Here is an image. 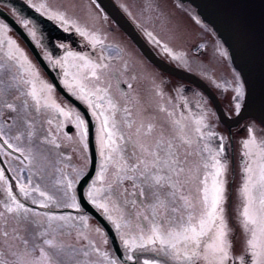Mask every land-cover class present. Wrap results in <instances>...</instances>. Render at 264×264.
<instances>
[{"label":"rangeland","instance_id":"obj_1","mask_svg":"<svg viewBox=\"0 0 264 264\" xmlns=\"http://www.w3.org/2000/svg\"><path fill=\"white\" fill-rule=\"evenodd\" d=\"M30 1L49 16L57 18L65 27L74 30L81 39V48L69 42L62 43L60 56L55 60V63L59 67L62 81L87 104L94 118L99 163L96 175L86 190L89 198L97 206L107 205V211L98 207L112 221L117 232L122 234L126 228H129L140 210L133 195L132 181L127 179V176L133 175V173H125L120 169L125 164L131 165L135 162L133 152L137 156H142L139 143L149 144L162 140L171 142L179 150L181 158H186L188 175L192 180L198 178L197 165L206 162L211 165L212 157L218 159L225 166L222 176L225 187L224 219L230 229V216L233 214V227L237 228V237L243 239L240 241L236 238L238 244L243 243L246 239L251 240L253 226L246 227L241 214L246 203L242 188L247 178L252 175V173H246L245 169L256 159L257 149L264 148V132L251 121L236 131L231 158L245 156L246 164H244L242 176L235 179L228 178L230 155L225 157L223 146L217 143L216 133L210 129L212 123L203 122L209 116L208 111L213 113V110L208 107L209 104L207 106V103H202L204 98L199 96L200 105L194 102L193 96L192 98L189 96L188 99H185L187 102H183L178 95L179 92L174 89L171 98L163 97L162 93L164 92L160 87L167 89L168 86L164 79L160 81L159 78L162 76H159L153 68L150 70L152 74L140 67L137 54L129 51L125 37L112 26V23L100 12L93 0ZM132 1L142 11L147 2V0ZM151 1L156 3H153L155 13H151L150 19V21L154 19L156 25L151 27L163 28L161 24L164 21L161 18L165 17L166 19L167 14L172 17L176 26L175 32H180L179 39L177 38L179 43L175 42L174 45L177 46L172 52L185 53L191 42L197 40L185 36L188 35L189 29H193L189 19L186 15L173 14L167 3L164 6L159 5L162 0ZM163 2L165 1L163 0ZM6 27L5 25L3 28L6 29ZM8 39L3 37L0 39V137L7 142L3 144L0 142V151L3 157L8 158V163L15 164L17 162L19 166L14 165L15 167H22V165L28 167L31 177L29 174L20 176V179L18 178L19 188L26 190L25 192L29 190L32 192L31 185L33 183L40 192L45 193L43 205L49 211L46 207L47 200L52 202L50 205L55 206L62 197H69L70 178L78 179L88 167L89 150L86 123L80 111L58 94L25 44L15 36ZM196 66L201 68L199 62L196 63ZM93 68L95 76L92 75ZM113 70L124 75V80L128 84L129 92L127 94L130 93L131 96L121 95L122 93L117 88L116 81L111 74ZM199 70L201 71V69ZM201 73H204V70ZM234 76V90L235 93L237 91L236 96L240 100L244 88L239 76L237 74ZM152 77L156 80H152ZM209 77L212 79L211 76ZM33 84H35L38 93L36 98L30 94ZM81 85L84 86L83 91H81ZM156 98L159 103L152 102ZM162 99L164 101L167 99L168 102H160ZM123 100L127 102H123ZM109 102H111V107ZM7 104H12L14 110L8 108ZM96 105H100V107L97 108ZM60 109L68 115L63 114ZM188 113L192 116L191 119L188 117ZM105 118L108 119V131L114 133L115 143L112 145L114 151L105 147L108 140L104 129ZM210 119L213 120L212 116ZM79 121H83V124H80ZM69 123L74 126L71 131L66 130ZM148 125L152 126V131L146 135ZM200 129L203 131L205 129V133H202ZM208 131L211 132L212 137L206 136ZM29 133H32L31 137ZM200 135H203L202 139ZM204 136H206L205 140ZM250 138L255 140V144L251 146L252 156L246 154L249 152V148L245 147L244 143ZM5 144H11L12 150H4ZM226 146H230L229 141ZM210 147L211 149L207 150ZM2 149L4 153H2ZM109 156L112 157L111 160L108 159ZM231 167L233 170V163H231ZM212 171L214 170L210 166L206 167L204 169L205 177ZM38 173L40 175L37 176ZM17 174L18 172L15 171L16 176ZM209 181L211 183L210 177ZM3 190L4 195L0 197V210L6 211L7 215L11 217V212L7 211V207L14 208L17 207V204L13 201L14 196L6 198L7 189ZM38 193L33 194L39 195ZM256 195L259 197L260 192L257 191ZM188 196L195 205L193 213L198 216L201 206L197 200H192L194 197ZM14 198L18 202V199ZM34 200L32 199V202L36 203ZM133 200L136 202L135 205L132 203ZM145 204L144 215H148L151 220V215L148 212L150 209L147 207L146 201ZM71 206L77 211L81 209L78 202ZM55 214L46 211L44 219L29 218L28 220L33 225L40 226V232L44 233L45 240L52 236V240L59 245L58 249H51L53 264H119L106 233L93 218L85 212H76L77 224L72 230V227L64 225L62 219H59ZM183 215L187 219V212H184ZM49 217L53 219H49ZM12 219L14 222L20 220L15 216ZM173 223H175V218H173ZM14 225H8L13 230L11 232H14ZM117 225L120 227L117 228ZM15 227L17 233L12 236L13 242L15 245H19L27 237L31 228L25 223L20 226L15 225ZM4 230H6V225L1 222L0 231ZM70 232L73 236L67 241V247H63L60 235ZM53 233L56 234L53 235ZM42 237L40 240L43 243ZM27 247L30 248V246ZM43 247H45L44 243L43 246H36L35 249L28 252L34 264H52L48 259L45 261V258L38 255ZM28 248L25 247L26 250ZM106 253L108 254L107 259L104 257Z\"/></svg>","mask_w":264,"mask_h":264},{"label":"flooded vegetation","instance_id":"obj_2","mask_svg":"<svg viewBox=\"0 0 264 264\" xmlns=\"http://www.w3.org/2000/svg\"><path fill=\"white\" fill-rule=\"evenodd\" d=\"M131 1L132 0H116V2L120 5V7L127 13V15L136 24V26L141 31V33L144 35V37H146V39L150 43H152V45L159 51V53L163 57H165L166 59L178 65L186 67L200 75H203V74L207 75L208 77H205L203 75L204 79L210 84V86L217 93L224 107L226 108V111L229 114L234 113L238 109L237 105H240V102L238 100L239 97L236 96L237 91L235 93V90H234V87H235V76L234 75L236 73L229 61L228 53L225 47L223 46L221 41L216 37L215 33L209 27V25H207L206 23L202 22L199 19V17L196 15L193 8L189 4L184 3V2H179L177 0H169L167 4L171 8V11L173 12V14L186 15L190 21V24L193 29H189V35H185V36L187 38L197 39V40H194V42L193 41L191 42L189 49L185 53H179V52L173 53L170 50V48H168L164 44H160L155 39L157 37L152 31H150V27L147 28L146 26L140 23L136 14L133 13L132 5H134V3L133 1L132 2ZM33 6L39 11H42L37 6L35 5ZM4 8L12 15L16 17L18 16L17 13L12 8H9L6 6H4ZM43 13L49 17L48 14H46L45 12ZM51 18L56 23L61 25V22L58 21L57 18L55 17H51ZM0 21H1L0 25H4V28H5V25L7 26L6 29H4L3 27H0V33H1L0 39L1 37L5 39L12 38L13 36L19 37L16 34V32L5 22V20L1 16H0ZM22 23L24 25V28L31 35L32 39L37 44V46L42 51V53L47 58V60L49 62H53L51 52L44 46L40 34L36 31L32 23L27 19L22 20ZM154 24H155V21L154 19H152L150 25H154ZM56 43L60 46L61 43H67V42L58 40L56 41ZM76 44L78 45V43ZM60 48L62 49L61 46ZM134 52L136 54L139 53V51L131 48V53L134 54ZM197 61L200 63L201 68H198L196 66V63H198ZM199 69H201V71L204 70V73H201ZM120 76L124 80V75L121 74V72H120ZM209 76H211L212 79H210ZM124 82L126 83V85H124L123 87L124 88L123 95L131 96L130 93L127 94V92H129L128 84L125 80ZM201 93H202V96L206 98L205 94L202 91ZM248 120L252 121L253 124L255 123L260 128V126L256 123L255 120H252L251 118ZM242 128L243 126H240L238 129H242ZM261 130L264 132L263 129ZM215 133H216L217 143L223 144L225 157H228L230 155L231 162H230V173H229L228 178L235 179L236 177L242 176V172L244 171L243 169L244 164H246L245 156L241 155L238 158H235V157L231 158L232 148L230 146H226L228 139L221 134L220 130H218ZM6 149L12 150V148H9L8 146L4 147V150ZM210 149L211 147L208 148L207 150H210ZM2 153H4L3 149H2ZM242 158H243V163H242ZM231 163H233V170L231 167ZM208 164L209 162L199 163L197 165L196 173L198 175V178L196 180H192V178H190V183L188 184L184 192L185 195H191V198L194 197L192 200H197L199 204L203 196V192H202L203 185L201 182L205 178V173H204V169L206 168L205 165H208ZM14 165L19 166L17 162L15 164L8 163V158L3 157L0 151V172H2V176H0V197H3L4 195L3 189L6 188L7 189L6 198H10L14 196L18 199V202L23 205V208H20L18 211H14L10 213L12 218L13 216H15L16 218L20 219L19 221H16V222H14L13 219L7 215L6 211L0 210V223L3 222V224L6 225V230L0 231V264H7V263L9 264H34L28 252L30 250L32 251L33 249H35L36 246H43L45 238H44V233L40 232V229H41L39 228L40 226L33 225L31 222L28 221L29 218L44 219V215L46 211L49 213L50 212L56 213L55 215L57 217L59 218L63 217L62 223L64 225L67 224L70 226V228L72 227L71 228L72 230H74L75 228L74 226L77 224L76 212L82 213L85 211L82 209L77 211L74 207L71 206V204H75L76 201L78 202L77 195L75 194V184H76L75 178H70L72 179L71 182L73 184V189H72L73 194L69 195L68 200L58 202L57 205L55 206L50 205L52 202L51 203L47 202L46 207L49 209L48 211L43 205L44 203L43 198H45V195L44 196L40 195V193H44V192H40L37 187H34L33 183L31 185L32 192H30L29 190L27 192L28 193L27 196L24 193H21V192H25L26 190L22 191V189L19 188V184H18L19 183L18 180L20 179L19 177L23 176L24 174H26L27 176L28 174L30 175V173H28L30 170L28 169L27 166L24 167L22 165V167H15ZM15 171L18 172L17 176L15 175ZM244 173H243V177L245 176ZM192 176L194 175L192 174ZM246 177H247V174H246ZM7 181H8V184L6 185ZM2 184L4 185L2 186ZM135 191L136 190L133 188V192ZM35 192L36 193L39 192L38 193L39 195H34L33 193ZM194 192L196 194H192ZM134 196L140 208V210L137 212V215L135 213L136 219L132 221L131 226L129 228H126L122 234H119L116 231L124 256L126 258L131 256L132 259H129V260L134 261L138 264H145V261H148L149 264H152L153 261L167 259L158 251L153 250L154 248L159 247L158 244L157 245H147L146 244L144 247H139V245L142 243L140 239L141 233L142 232L145 234L148 233L149 228L151 227L152 220L149 219L145 221L142 219V216L145 214V212L143 211V209L146 208L145 201H143L142 198H140L138 195H134ZM34 198H36V200H34ZM32 199L36 201V203L32 202ZM79 206L80 208H82L80 204ZM148 212L150 215V211ZM232 219H234L233 214H231L230 216L231 228L229 229L227 227L226 244H227V251L229 254V259L226 262V264H252V252L247 243L249 239L248 240L246 239L243 243H239V244L237 243V239L240 241H242L243 239H239L237 237V233H236L237 228L233 227ZM23 223H25L29 228H31V230L28 232L27 237L24 239V241L21 244L15 245L13 242V237H12L13 235H15V233H17L15 225L20 226V225H23ZM10 224L12 225L15 224L13 227L14 232H11L13 230L11 227L9 228L8 225ZM164 227L166 226L164 225ZM4 233H7V235H4ZM57 233L60 234V232H57ZM54 234L56 233H53V235ZM60 236L62 239L61 242H63L62 244L63 247H67L68 245L67 241L70 240L73 234L72 232H70L69 234H62ZM40 237H42L43 243L41 242ZM51 237L52 236H50L48 239L52 240ZM125 240L129 241L128 245L125 244ZM133 243L136 245L135 247L133 246ZM27 246H30V248H28ZM44 246L45 247H43L42 250L49 254L47 259L48 261L52 263L51 249L46 244H44ZM25 247L28 249L26 250ZM112 251L114 253L113 249ZM38 255L40 257L42 256V258H45L42 255V251ZM104 257L105 259H107L108 254L107 253L104 254ZM116 258L119 261L118 262L119 264H125L117 256ZM240 258H243V259H240ZM167 264H189V262L167 260ZM194 264H209V261L204 258V254L201 252L199 258L195 260Z\"/></svg>","mask_w":264,"mask_h":264},{"label":"snow or ice","instance_id":"obj_3","mask_svg":"<svg viewBox=\"0 0 264 264\" xmlns=\"http://www.w3.org/2000/svg\"><path fill=\"white\" fill-rule=\"evenodd\" d=\"M0 27H4V25H0ZM92 75H96L94 68ZM80 87L83 91L84 86ZM30 94L36 98L38 93L35 84H33ZM109 104L111 107V102ZM7 107L14 110L12 104H7ZM96 107L99 108L100 105H96ZM60 111L63 113L62 109ZM63 114L68 115V113ZM79 123L83 124V121H79ZM104 129L108 137L105 147L114 151L115 149L112 148L115 143L114 133L108 131L107 118L104 120ZM151 131L152 126L148 125L145 134L147 135ZM31 135L32 133H29L30 137ZM244 143L245 147L249 148V152L246 154L252 156L251 146L255 144L254 138H250ZM7 146L12 147L11 144ZM139 150L142 156H137L133 152L135 162L131 165L125 164L120 169L125 173H133V175L127 176L136 190L133 195H138L143 201H146L147 207L150 209L151 227L147 234L141 233L142 243L139 247H144L146 244L159 245L153 250L158 251L167 259L156 260L152 264H167V260L194 264L201 252L209 264H226L229 254L226 244L227 224L223 215L225 187L222 179L225 166L215 157H212L211 165H205V167L210 166L214 171L210 172L201 182L203 196L197 216L193 213L195 205L189 196L184 194L190 183V177L186 158H181L179 150L171 142L162 140L149 144L139 143ZM108 159L111 160L112 157L109 156ZM245 172L252 173V175L247 178L242 188L246 203L241 214L244 217L245 226H253L252 239L247 242L252 252V264H264V148L257 149L256 159L245 169ZM0 176H2V172H0ZM209 177L211 183H209ZM69 187H71L70 183ZM257 191L260 192L259 197L256 195ZM24 194L27 196L28 193ZM40 195L44 196L45 193H40ZM13 201L17 207L8 206V212L23 208V205L16 202L14 197ZM132 203L135 205L136 202L133 200ZM98 206L107 211V205ZM184 212H187V219L183 215ZM173 218H175V223H173ZM49 219L53 218L49 217ZM59 219H63V217ZM142 219L147 221L149 216L143 215ZM164 225L169 226L164 227ZM119 227L120 225H117V228ZM44 244L48 245L50 249L59 248L54 240H44ZM125 244L128 245L129 241L125 240ZM133 246L136 245L133 243ZM41 251L47 261L49 254ZM128 259H132V257L130 256ZM145 264H149V262L145 261Z\"/></svg>","mask_w":264,"mask_h":264},{"label":"water","instance_id":"obj_4","mask_svg":"<svg viewBox=\"0 0 264 264\" xmlns=\"http://www.w3.org/2000/svg\"><path fill=\"white\" fill-rule=\"evenodd\" d=\"M93 1L133 42L150 63L165 73L195 85L206 94L212 102L219 121L228 128L232 148V134L244 119L254 118L264 127V0H179L192 6L200 19L213 29L216 36L226 47L232 65L240 74L245 92L241 106L233 115L226 112L218 95L204 78L191 70L171 63L157 53L115 0ZM0 3L14 8L21 18L29 19L41 35L43 44L54 57H58L60 52V48L56 44L57 39L76 41L74 32L64 30L25 0H0ZM0 16L26 42L40 66L50 77L55 88L84 115L87 122L89 166L76 185L79 202L103 226L116 255L126 264H138L124 256L112 224L85 195V187L94 176L98 164L94 122L89 109L64 87L60 81L58 67L47 62L20 22L1 4ZM114 75L117 77L115 72ZM117 82L119 87L123 89L124 83L118 77ZM72 128L71 124L67 125L68 131Z\"/></svg>","mask_w":264,"mask_h":264},{"label":"bare ground","instance_id":"obj_5","mask_svg":"<svg viewBox=\"0 0 264 264\" xmlns=\"http://www.w3.org/2000/svg\"><path fill=\"white\" fill-rule=\"evenodd\" d=\"M164 1L165 2H163V0L160 1L161 3L159 1H157V2L160 3L159 5H161V6H164V4L169 2V0H164ZM153 3L156 4L155 2H153L151 0H147V2L145 3V7L143 9L144 12L142 10L138 9L137 6L135 7V5H132L133 6V8H132L133 13L136 14V16L138 17V19L142 25L146 26L147 28H149V27L151 28V31L154 34H156L158 39L164 41L166 44H169L170 46L176 44L175 42L179 41L178 39H179L180 32L179 33L175 32L176 26L173 23L172 17H170L168 14L166 15L167 16L166 19H165V17L161 18L164 22L161 24V26L163 28L159 27L160 30L158 29V26H155V27L150 26L151 13L152 12L155 13L153 11ZM188 35H189V33H188ZM173 49H174V47H172V50ZM195 101L197 102V101H199V99L195 98Z\"/></svg>","mask_w":264,"mask_h":264},{"label":"trees","instance_id":"obj_6","mask_svg":"<svg viewBox=\"0 0 264 264\" xmlns=\"http://www.w3.org/2000/svg\"><path fill=\"white\" fill-rule=\"evenodd\" d=\"M171 86L175 87V84L174 83H171ZM176 88V87H175Z\"/></svg>","mask_w":264,"mask_h":264}]
</instances>
